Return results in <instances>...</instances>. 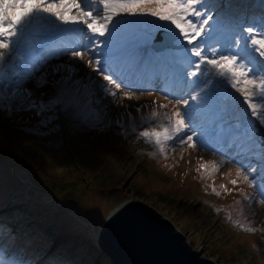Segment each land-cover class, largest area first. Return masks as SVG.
I'll return each mask as SVG.
<instances>
[{
    "label": "rangeland",
    "instance_id": "374dc122",
    "mask_svg": "<svg viewBox=\"0 0 264 264\" xmlns=\"http://www.w3.org/2000/svg\"><path fill=\"white\" fill-rule=\"evenodd\" d=\"M257 1L264 5V0ZM91 6L94 15H103L99 0H91ZM51 19L41 16L34 21L19 44L13 38V46L0 62V73L11 75L27 45L35 42L33 30L51 28ZM122 19L135 20L118 16L113 23ZM145 20L122 27L138 35L155 32V18ZM67 36L53 42L49 54L58 59L49 60L41 69L48 84L37 88L33 81L26 86L39 98L41 92H51L56 81L65 88L76 81L71 91L83 105L85 117L69 119L60 114L41 125L40 120L51 113L36 116L13 109L7 116L0 111V262L5 264L8 258L5 247L18 249L21 259L38 258L39 264H114L99 246L98 230L117 204L138 198L168 216L195 248L218 264H264V199L256 192L257 186L237 177L235 161L221 152L205 150L199 141L194 149L178 143L190 129L165 141L163 148L140 135L143 130L162 131L170 126L168 114L181 107L177 98L184 94L183 87L174 78L172 87L169 76L163 81L170 93L166 95L158 92L160 79L150 77L156 89L151 95L144 91L137 93L138 100H120L118 94L116 103L111 97L98 100L100 77L88 67L87 60L94 56L84 47L88 33L86 29L74 33L79 39L72 45L65 42ZM64 47L84 51L85 58L60 54ZM61 65L54 75L53 69ZM218 79L226 99L243 101L234 89L225 88L222 78L214 77V83ZM141 86L149 88L146 81ZM262 107L259 110L264 113ZM237 122L247 124L254 139L264 137L257 118L253 126L246 119ZM247 162L255 167V176H260L258 166L264 167V160ZM245 173L252 177L247 167Z\"/></svg>",
    "mask_w": 264,
    "mask_h": 264
},
{
    "label": "snow or ice",
    "instance_id": "6c2138e0",
    "mask_svg": "<svg viewBox=\"0 0 264 264\" xmlns=\"http://www.w3.org/2000/svg\"><path fill=\"white\" fill-rule=\"evenodd\" d=\"M99 2L103 15L93 14L91 0L83 4L81 0H0V62L13 46V38H17L19 44L24 30L33 28L34 21L41 16L52 18L49 23L53 25L34 29L35 42L28 44L20 55L19 65L11 69L10 76L0 73V111L7 116L12 115L13 109L33 112L36 116L51 113L40 120L41 125L58 119L60 114L69 119H83L86 114L71 91L76 81H72L69 88L58 87L60 81H56L51 85L52 91L41 92L39 98L26 85L33 81L37 88L47 85L46 73L41 69L49 60L58 59L49 54L53 42L61 36L86 29L88 43L84 47L94 56L87 60V65L100 77L97 90L102 95L98 100L111 97V102L116 103L118 94L120 100H138V92L147 91L151 95L156 90L141 86V81L151 77L163 82L171 76L185 90L177 98L183 111L177 107L174 113L168 114L170 126L162 131L143 130L140 135L163 148L165 141L175 140L180 132L190 129L178 143L194 149L199 141L205 150L221 152L226 159L234 160L238 165L237 177L242 176L250 186H258L264 197V167L260 176L250 177L245 173L246 167L249 172H256L248 160H264V137L254 139L247 124L232 120L223 95V84L219 79L214 83V77L222 78L239 92L250 116L257 118L264 127V113L259 110L264 104L257 102L264 101V38H257L256 29L246 27L243 31L247 35L243 37L244 46L241 47L236 20L218 11L215 0ZM118 16L135 20L122 19L113 23ZM148 17L155 18L156 30L163 33L159 43L156 32L138 35L122 27L147 22L145 18ZM80 25L84 28L65 27ZM253 53H258L259 62ZM60 54L85 58V52L78 48L64 47ZM61 67H55L53 74L60 72ZM60 80L65 77L61 76ZM165 94L170 95L166 91ZM116 123L121 127L120 120ZM210 144L214 146L211 149ZM237 157H246V160L242 162ZM236 183V180L232 181L233 185ZM8 254L20 258L18 249H11Z\"/></svg>",
    "mask_w": 264,
    "mask_h": 264
},
{
    "label": "water",
    "instance_id": "95a60500",
    "mask_svg": "<svg viewBox=\"0 0 264 264\" xmlns=\"http://www.w3.org/2000/svg\"><path fill=\"white\" fill-rule=\"evenodd\" d=\"M96 238L116 264H218L195 248L168 216L138 198L117 204Z\"/></svg>",
    "mask_w": 264,
    "mask_h": 264
},
{
    "label": "trees",
    "instance_id": "16d2710c",
    "mask_svg": "<svg viewBox=\"0 0 264 264\" xmlns=\"http://www.w3.org/2000/svg\"><path fill=\"white\" fill-rule=\"evenodd\" d=\"M258 3L259 2L257 0H215V5L218 11L236 20L237 22L236 31L239 33L240 38H241V47L244 46L243 37L247 35V33L243 31V29L246 27H253L254 29H256L257 33H259L257 38H264V5H261ZM155 31H157L156 28H155ZM253 55L255 56L256 61L259 62L261 58L259 57L258 53H253ZM225 85L229 89V92H230V89H231L230 85H227V84ZM234 92L236 95H240L241 97H243L235 89H234ZM228 100L230 102H233L236 106L235 111H233L231 114L234 115L238 119H246L250 121L252 123L251 125L253 126V121L256 118L250 116L247 104H245L243 101L237 102L234 98H229ZM238 104H240V108L238 107ZM1 222L3 221L0 219V224H3ZM11 255L13 256L14 259H16L21 264H33L35 262L36 264H39L38 263L39 259L35 257L34 258L27 257L24 260V259L18 258L15 254H11ZM63 256H65V258H70V256H67L64 253H63ZM8 258L9 260L6 262V264L18 263L12 260L10 256ZM114 264L116 263L114 262Z\"/></svg>",
    "mask_w": 264,
    "mask_h": 264
},
{
    "label": "bare ground",
    "instance_id": "6f19581e",
    "mask_svg": "<svg viewBox=\"0 0 264 264\" xmlns=\"http://www.w3.org/2000/svg\"><path fill=\"white\" fill-rule=\"evenodd\" d=\"M95 95H96V94H95ZM84 104H85V103H84ZM81 107H83V105H82ZM157 110H158V109H157ZM155 111H156V110H155ZM160 149H161V148H160ZM160 151H161V150H160ZM101 202H102V201H101ZM101 202H100V203H101ZM102 203H103V202H102ZM102 203H101V204H102ZM101 204L99 205L100 207H101ZM105 205H106V202H105ZM102 206H103V205H102ZM101 209H103V208L101 207ZM101 209H100V210H101ZM98 212H99V211H98ZM101 212H102V211H101ZM99 213H100V212H99Z\"/></svg>",
    "mask_w": 264,
    "mask_h": 264
}]
</instances>
